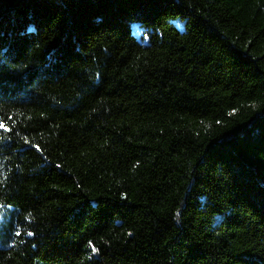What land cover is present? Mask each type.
Listing matches in <instances>:
<instances>
[{
	"label": "trees",
	"instance_id": "trees-1",
	"mask_svg": "<svg viewBox=\"0 0 264 264\" xmlns=\"http://www.w3.org/2000/svg\"><path fill=\"white\" fill-rule=\"evenodd\" d=\"M0 123V264H264V0H0Z\"/></svg>",
	"mask_w": 264,
	"mask_h": 264
},
{
	"label": "snow or ice",
	"instance_id": "snow-or-ice-1",
	"mask_svg": "<svg viewBox=\"0 0 264 264\" xmlns=\"http://www.w3.org/2000/svg\"><path fill=\"white\" fill-rule=\"evenodd\" d=\"M5 127V125L3 124V123H0V128H4ZM96 249L95 248H93V251H95Z\"/></svg>",
	"mask_w": 264,
	"mask_h": 264
}]
</instances>
